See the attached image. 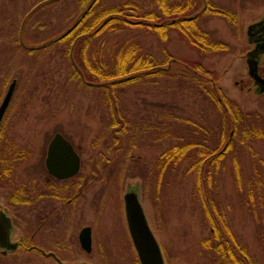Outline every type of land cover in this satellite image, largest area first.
I'll return each instance as SVG.
<instances>
[{"label": "rangeland", "instance_id": "rangeland-1", "mask_svg": "<svg viewBox=\"0 0 264 264\" xmlns=\"http://www.w3.org/2000/svg\"><path fill=\"white\" fill-rule=\"evenodd\" d=\"M45 1L21 0L18 7L13 6L8 13L1 15L0 43L12 48L19 38V26L24 17ZM119 1L104 0L102 4L109 6ZM214 1L233 9L237 15L236 30H231L217 17L201 21L203 29L211 31L215 38L229 45L230 52L227 54L200 58L175 32L169 34L165 46L160 45L153 35L140 30H126L114 37L138 40L143 51L158 61H162L167 54L171 60L181 64H200L205 71L212 73L224 97L235 102L243 112L261 116L264 125V94L254 93L245 60L247 52L253 48L247 40L246 29L264 17V0ZM5 2L0 0L2 4ZM76 11L72 0H60L42 7L25 24L23 40L27 45H37L54 39L74 22L76 16L74 18L73 14ZM4 16L10 19L8 26ZM63 48L52 46L47 53L42 54V61L36 65H40L41 75L34 84L26 86L24 77L28 66L34 64L35 56H12L13 59H8L10 68L0 74V102L10 81H17L0 129V145L16 157L11 183L18 190L25 191L33 187L63 190L60 196L62 200L58 201L54 194V198L51 197L48 218L44 226L40 227L39 241L43 244L56 239L65 242L66 264H139L127 231L123 206L125 191L138 188L144 213L162 250L165 264H214L199 253V244L208 237L209 227L202 224L197 210L202 196H194L197 174L194 169L191 170L190 161L181 165L179 176L170 187L166 207L154 208L149 194L151 190L146 188L143 173L151 169L160 151L139 148L131 153L130 161L124 164L120 158L121 152L117 153L116 148L108 153L99 147L104 142V137L96 141L103 135L104 127L99 96L97 92L83 88L74 91L64 89L68 68L62 58ZM15 66L18 68L13 70ZM259 74L264 78V55L260 60ZM3 80L8 82L3 85ZM117 99L126 118L145 124L163 125L164 115L182 116L200 123L214 118L209 99L203 95L196 97L184 84L168 77L127 87L118 93ZM55 134H60L72 144L81 161L78 175L67 181L54 180L45 168L47 145ZM106 141L111 143L110 139ZM141 142L139 138L138 143ZM145 144L147 139L142 146ZM250 148L255 155L239 145L227 155L219 178L217 202L231 232L247 249L253 264H264L255 224L242 205V196L244 200L248 199L247 190L244 188V195H241L242 191L237 192L234 182L233 159L236 160L243 187L253 176L254 170L260 178L264 177V167L260 162H264V140L252 143ZM47 178L48 183L45 180ZM4 193L0 188V195ZM146 193L148 198L144 196ZM253 194L256 208L261 205L264 215V185L260 193L253 189ZM0 204H4L1 199ZM11 215L15 216L19 228L15 236L17 238L26 233L27 222L32 219L33 213L22 207ZM83 227H90L92 231L91 255L83 253L78 245L77 235ZM2 263L53 264L51 260L20 255L0 260Z\"/></svg>", "mask_w": 264, "mask_h": 264}, {"label": "trees", "instance_id": "trees-1", "mask_svg": "<svg viewBox=\"0 0 264 264\" xmlns=\"http://www.w3.org/2000/svg\"><path fill=\"white\" fill-rule=\"evenodd\" d=\"M5 1L0 3V16L21 3V0ZM72 1L77 8L73 14L75 18L90 0ZM103 2L94 0L72 32L43 49L24 50L18 38L12 48L0 43V74L10 68L8 59H13L12 56H35L34 64L28 66L24 77L26 86L34 84L41 75V67L36 65L42 61L43 53H47L52 46H64L62 58L68 68L64 89L74 91L83 88L95 91L99 96L104 123L103 135L96 139L99 141L104 137L103 145L99 147L108 153L116 148L117 153L121 152L120 158L124 164L130 161L131 153L139 148L160 151L151 169L143 173L146 188L151 190L149 194L154 208L166 207L170 187L176 182L181 165L190 161L191 170L194 169L197 174L194 196H202L197 210L202 224L209 227L208 237L199 244L200 255L209 258L214 264H253L247 249L237 241L229 228L217 202V191L227 155L237 145L248 148L255 155L250 145L264 140L261 116L243 112L235 102L224 97L212 73L205 71L200 64H181L171 60L167 54L162 61H158L143 51L138 40L114 37L126 30H140L153 35L160 45L165 46L169 34L175 32L200 58L227 54L230 52L229 45L215 38L211 31L203 29L201 21L217 17L231 30H236L235 11L220 6L214 0H120L109 6H104ZM9 20L6 17L7 26ZM24 34L25 30L23 39ZM45 42L31 45L39 46ZM165 77L172 81L178 80L196 97L203 95L209 99L214 110L213 120L206 119L200 123L182 116L164 115L163 125H152L130 120L122 114L117 99L120 91ZM7 82L3 80L2 84ZM139 138L141 143H138ZM108 139L111 140L110 144L106 141ZM145 139L147 144L142 146ZM163 145L166 146L163 148ZM15 160L14 154L0 146L2 176L12 172L10 168L14 166ZM233 162L237 192L242 191L241 195H244V188L247 190L248 199L244 200L242 196V205L255 224L256 239L264 254V215L261 205L256 208L253 194V189L260 193L264 177L260 178L254 170L253 176L243 187L236 160L233 159ZM260 162L264 167V162ZM144 196L149 197L148 193Z\"/></svg>", "mask_w": 264, "mask_h": 264}, {"label": "water", "instance_id": "water-1", "mask_svg": "<svg viewBox=\"0 0 264 264\" xmlns=\"http://www.w3.org/2000/svg\"><path fill=\"white\" fill-rule=\"evenodd\" d=\"M60 0H47L37 5L24 17L19 29V43L29 51L43 49L67 36L77 26L80 18L89 9L94 0H90L86 8L76 17L74 22L59 36L48 40L39 46L27 45L23 40V32L25 24L30 16L37 10L52 2ZM246 36L249 44L253 45L246 54V65L248 76L253 81L255 94H264V78L259 74V63L261 56L264 54V17L247 27ZM17 81L14 79L9 84L5 95L0 103V124L3 120L5 112L13 97ZM45 166L48 173L58 180H66L74 177L80 169V158L74 151L72 145L60 134H55L47 146V154ZM124 215L127 230L137 255L139 264H164L163 256L158 245V242L150 229L144 209L140 202L138 189L127 190L123 195ZM2 221L0 225V245H3L4 238L1 228H5V219L0 215ZM79 242L81 248L86 251H91V236L90 228L85 227L79 234ZM5 245V243H4ZM5 247V246H4Z\"/></svg>", "mask_w": 264, "mask_h": 264}, {"label": "flooded vegetation", "instance_id": "flooded-vegetation-1", "mask_svg": "<svg viewBox=\"0 0 264 264\" xmlns=\"http://www.w3.org/2000/svg\"><path fill=\"white\" fill-rule=\"evenodd\" d=\"M11 101L9 103V106L6 112L8 111L10 107ZM6 112H5V115H6ZM5 115H4V118H5ZM4 118L2 120V123L0 124V129L2 127ZM0 146L4 147L2 145ZM15 166L16 165L14 164V166L10 168L12 172H9L8 175L2 176L3 174L0 171V188L3 189V191L5 192L3 195H0V199L4 201V204H0V215L3 216V218L5 219V223H6L5 228H1L4 242L2 243L3 245H0V260L8 259L9 257L15 256V255H20L22 257L23 256H27L29 258L37 257V258H42L45 260H51L53 264H66L65 255H64L66 254V245H65L66 243L65 242L56 239L53 242L43 244L39 241L41 240V235H39L40 227L44 226L45 221L48 218L47 211H48V207L50 206L49 202L52 199L51 197H53V194H54L55 197L57 196L58 201L62 200V197L60 196L62 195L63 190L62 189H52L51 190L48 187H43V188L33 187L32 189L26 190V191L18 190V188L11 183V179H12ZM5 167L7 168V166ZM80 168H81V161H80ZM47 174L56 181H67L75 177L74 176L66 180H58L57 178L51 176L48 173V171H47ZM45 180L48 183L49 178ZM22 207L27 208V210L32 212L33 215H32V219L27 222L28 229L26 233L16 238L15 236L19 228L15 220V216L14 215L12 216L11 213L12 212L17 213L18 210ZM1 223L2 221L0 220V225ZM81 230L79 231L77 235L79 248L86 255H91L92 253L91 228H90V236H91V251L90 252H86L81 248V245L79 242V234ZM79 264H89V263L81 262Z\"/></svg>", "mask_w": 264, "mask_h": 264}]
</instances>
